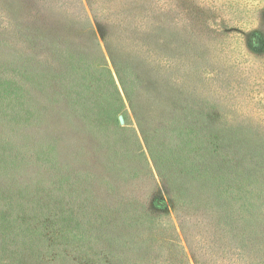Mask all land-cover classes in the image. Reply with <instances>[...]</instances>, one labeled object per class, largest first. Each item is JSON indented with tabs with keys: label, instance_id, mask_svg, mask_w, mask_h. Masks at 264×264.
<instances>
[{
	"label": "trees",
	"instance_id": "16d2710c",
	"mask_svg": "<svg viewBox=\"0 0 264 264\" xmlns=\"http://www.w3.org/2000/svg\"><path fill=\"white\" fill-rule=\"evenodd\" d=\"M261 10L0 0V264L71 236L86 264H264V126L214 107L241 89L208 45L240 69Z\"/></svg>",
	"mask_w": 264,
	"mask_h": 264
},
{
	"label": "rangeland",
	"instance_id": "374dc122",
	"mask_svg": "<svg viewBox=\"0 0 264 264\" xmlns=\"http://www.w3.org/2000/svg\"><path fill=\"white\" fill-rule=\"evenodd\" d=\"M228 4V1L225 2ZM228 9L225 8L224 12H227ZM264 10H261L260 13L264 15ZM216 14H220L221 11H215ZM249 38V37H248ZM246 43L242 49V56L240 61V69H237L236 63L233 62L230 53H226L223 50V45L215 43H209L211 47V59L209 64L214 67V70H218L217 79H224L225 82L229 80L238 81L239 88L241 90L232 91L235 94L236 99L232 98V101H222L219 103V99L216 98V103L214 107H218L223 110H233L236 109V113L242 115L245 120V126L258 125L264 126V48L253 50L248 44V39L245 40ZM220 77V78H219ZM221 81V80H220ZM228 88V87H225ZM226 93L230 97L228 90ZM217 95V94H216ZM219 103V105H218ZM43 130V133L50 135V126L46 127ZM76 223V222H74ZM41 230L44 227L40 228ZM72 237V236H71ZM70 237V238H71ZM69 240H64L69 244V255L68 258L65 256L58 259V256L54 259L50 255H44V257H35L34 255H22L18 254V251L15 248L10 247L6 248L5 252L2 254L1 258L3 264H59L58 260L62 262L66 261L63 264H86L85 261L81 258L83 253L81 250V245L78 244L79 248H76ZM78 241V240H77ZM49 246L50 243H48ZM19 255V256H17ZM37 255V254H36ZM52 255H57V252H53ZM83 255V254H82ZM193 261V259H192ZM194 262V261H193Z\"/></svg>",
	"mask_w": 264,
	"mask_h": 264
},
{
	"label": "water",
	"instance_id": "95a60500",
	"mask_svg": "<svg viewBox=\"0 0 264 264\" xmlns=\"http://www.w3.org/2000/svg\"><path fill=\"white\" fill-rule=\"evenodd\" d=\"M121 120L123 121V117L121 116Z\"/></svg>",
	"mask_w": 264,
	"mask_h": 264
}]
</instances>
